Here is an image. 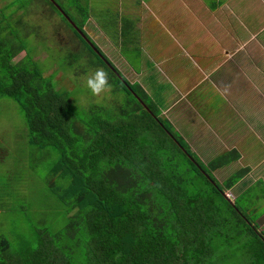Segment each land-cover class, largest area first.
Masks as SVG:
<instances>
[{
	"label": "trees",
	"instance_id": "16d2710c",
	"mask_svg": "<svg viewBox=\"0 0 264 264\" xmlns=\"http://www.w3.org/2000/svg\"><path fill=\"white\" fill-rule=\"evenodd\" d=\"M46 2L84 48L72 62L85 55L86 68L102 69L113 99L109 108L93 104L79 114L69 93L56 90L28 54L13 63L25 48L0 19V98L22 114L30 148L54 151L44 184L69 215L56 234L32 230L18 245L0 236V264H264V210H251L256 203L245 205L243 195L232 203L223 196L250 169L223 183L212 176L239 153L200 162L141 86L70 25L89 38L87 3ZM14 7L7 2L0 15L10 10L11 19L21 9Z\"/></svg>",
	"mask_w": 264,
	"mask_h": 264
},
{
	"label": "crops",
	"instance_id": "0c3cea01",
	"mask_svg": "<svg viewBox=\"0 0 264 264\" xmlns=\"http://www.w3.org/2000/svg\"><path fill=\"white\" fill-rule=\"evenodd\" d=\"M82 1L88 6L86 35L97 31L119 37L120 49H146L133 66L120 61L134 80L122 76L140 85L156 107L164 105L162 115L185 143H193L204 163L233 149L239 153L231 164L250 172L223 196L232 203L260 183L251 186L249 174L264 164L252 149L264 147V0ZM1 3L0 9L6 4ZM17 12L25 19L29 9ZM123 35L130 38L125 45ZM145 35L153 41L142 44ZM252 138L260 143H247ZM245 154L249 158L243 159ZM221 172L223 168L212 176ZM225 174L222 181L215 180L223 183L231 175Z\"/></svg>",
	"mask_w": 264,
	"mask_h": 264
},
{
	"label": "rangeland",
	"instance_id": "374dc122",
	"mask_svg": "<svg viewBox=\"0 0 264 264\" xmlns=\"http://www.w3.org/2000/svg\"><path fill=\"white\" fill-rule=\"evenodd\" d=\"M7 1L9 3L13 1L15 10L22 7L29 9L25 19H21V26L25 24L23 29L17 27V14H13L11 19L9 18L10 10L4 12L3 16L0 15V19H5L2 25L6 28L10 26L8 30L12 31V37H16L25 48L24 52L13 59V63L20 61L28 54L32 58L33 64L45 78L51 80L56 90L69 93L70 101L72 100L71 102L78 109L79 114L81 109L85 110L93 104L109 108L111 103L109 100L113 98L110 96L108 88L100 94L92 95L85 87L86 79L97 69L86 68L87 59L85 55H82V59L79 61L72 62V56L75 55L74 57H76L81 53V50L85 52L84 48L73 37L71 31L61 21L52 6L46 0ZM1 2L6 3V0H0V6L3 4ZM61 5L67 10L66 3H61ZM252 19L253 16L250 14L249 20ZM89 34H91V36L89 35L91 41L102 51L120 75L122 76L124 73L126 79L133 81L134 77L132 79L130 69L125 64L128 63L133 66L140 51L143 52L146 49H120L116 42L119 37L103 36L97 31L89 32ZM133 39H135L134 43L137 48L139 45L138 37ZM152 39L146 35L142 36V44H149L153 41ZM14 48H17L16 42ZM156 104L157 109L162 114L164 105ZM164 112L170 120L168 112ZM161 117L164 118V116ZM174 128L176 129V127ZM25 134L24 119L15 103L10 99L0 98V236L6 237L12 245H18L23 236L32 234V230L45 231L48 234L58 233L65 227L69 216L65 214L64 209L55 198L48 193L44 184L47 170L56 160L54 151L30 148L26 143ZM247 143H260V141L257 138H252ZM187 144L190 146V152L205 164L203 158L200 159L196 155L193 143ZM195 148L198 149V147ZM252 149L261 158L264 157V147L253 145ZM247 158L249 157L245 154L243 159ZM254 160L255 162L259 161V158L255 157ZM238 166L230 164L223 168L224 172L216 174V180L222 181L226 175L225 172L229 175L237 170ZM261 170H264V164L263 167L257 169V172L253 171L249 174L251 183L248 182L251 186L256 180L261 183L252 189L250 188L248 193L241 198L245 205L256 203L251 207V210L256 209L257 213L264 210L263 196L256 199V196L262 193L264 195V177ZM245 182H247V178ZM229 198L233 199L230 195ZM247 216L251 217L249 213ZM260 225L264 232V215ZM230 264H234V260L230 261Z\"/></svg>",
	"mask_w": 264,
	"mask_h": 264
},
{
	"label": "clouds",
	"instance_id": "9594fccd",
	"mask_svg": "<svg viewBox=\"0 0 264 264\" xmlns=\"http://www.w3.org/2000/svg\"><path fill=\"white\" fill-rule=\"evenodd\" d=\"M85 87L92 95L100 94L108 87L107 74L104 71L97 69L91 76L86 79Z\"/></svg>",
	"mask_w": 264,
	"mask_h": 264
},
{
	"label": "water",
	"instance_id": "95a60500",
	"mask_svg": "<svg viewBox=\"0 0 264 264\" xmlns=\"http://www.w3.org/2000/svg\"><path fill=\"white\" fill-rule=\"evenodd\" d=\"M52 1V0H51ZM56 5V4H55ZM57 6V5H56ZM58 7V6H57ZM61 15L62 16H64V14L61 12ZM68 22L70 23V25L77 31V33H79L81 36H82V38H83V40H85V42L92 48V49H94V46H93V44H92V41L88 38V37H86V36H84V34H83V32L81 31V30H79L76 26H75V24L72 22V21H70V20H68ZM95 51V50H94ZM96 53H98L97 51H95ZM119 77H120V75H119ZM139 100V99H138ZM140 101V100H139ZM142 105H143V103H142ZM224 197L226 198V199H228L227 198V196H225L224 195Z\"/></svg>",
	"mask_w": 264,
	"mask_h": 264
}]
</instances>
